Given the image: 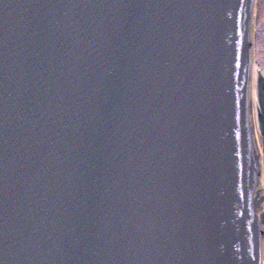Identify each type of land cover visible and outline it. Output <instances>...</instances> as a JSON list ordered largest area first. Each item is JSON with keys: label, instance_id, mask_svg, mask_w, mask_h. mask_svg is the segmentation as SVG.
I'll return each mask as SVG.
<instances>
[{"label": "water", "instance_id": "obj_1", "mask_svg": "<svg viewBox=\"0 0 264 264\" xmlns=\"http://www.w3.org/2000/svg\"><path fill=\"white\" fill-rule=\"evenodd\" d=\"M253 0H0V264H259Z\"/></svg>", "mask_w": 264, "mask_h": 264}, {"label": "bare ground", "instance_id": "obj_2", "mask_svg": "<svg viewBox=\"0 0 264 264\" xmlns=\"http://www.w3.org/2000/svg\"><path fill=\"white\" fill-rule=\"evenodd\" d=\"M264 81L261 77L260 72L258 69H255L253 71V77H252V102H253V115H254V124H255V131L257 134V140H258V155L261 156V150L263 145V140L261 137L259 122H258V115H262V109L259 104L260 100V94H261V86L263 85Z\"/></svg>", "mask_w": 264, "mask_h": 264}, {"label": "rangeland", "instance_id": "obj_3", "mask_svg": "<svg viewBox=\"0 0 264 264\" xmlns=\"http://www.w3.org/2000/svg\"><path fill=\"white\" fill-rule=\"evenodd\" d=\"M256 67L258 68V70L261 72V74L264 76V56L262 55V53H260L259 55H256ZM262 100L264 104V95L262 96ZM261 101V99H260Z\"/></svg>", "mask_w": 264, "mask_h": 264}, {"label": "flooded vegetation", "instance_id": "obj_4", "mask_svg": "<svg viewBox=\"0 0 264 264\" xmlns=\"http://www.w3.org/2000/svg\"><path fill=\"white\" fill-rule=\"evenodd\" d=\"M259 24L261 25V33L264 35V0L259 2Z\"/></svg>", "mask_w": 264, "mask_h": 264}]
</instances>
